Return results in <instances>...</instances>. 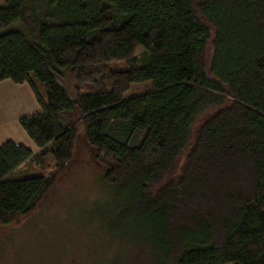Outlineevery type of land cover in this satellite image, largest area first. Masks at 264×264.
I'll return each instance as SVG.
<instances>
[{"label": "trees", "instance_id": "obj_1", "mask_svg": "<svg viewBox=\"0 0 264 264\" xmlns=\"http://www.w3.org/2000/svg\"><path fill=\"white\" fill-rule=\"evenodd\" d=\"M6 79L39 111L18 118L36 150L0 144V225L42 200L81 126L114 230L152 264H264V0H3ZM27 162L52 173L18 177Z\"/></svg>", "mask_w": 264, "mask_h": 264}, {"label": "rangeland", "instance_id": "obj_2", "mask_svg": "<svg viewBox=\"0 0 264 264\" xmlns=\"http://www.w3.org/2000/svg\"><path fill=\"white\" fill-rule=\"evenodd\" d=\"M22 84L0 82V144L12 140L34 150L18 118L38 112L39 106L30 88V97L23 94L29 86ZM61 84L67 96L75 98L74 80L64 75ZM151 89V82L134 83L126 94ZM208 116L204 115L199 124ZM103 170L79 126L72 158L42 200L17 221L0 225V264H152L146 248L131 240L135 239L131 228L126 232L114 230L116 213L110 207L113 199L105 194L107 187L101 181ZM44 173H52L48 163L40 166L27 162L16 175Z\"/></svg>", "mask_w": 264, "mask_h": 264}, {"label": "crops", "instance_id": "obj_3", "mask_svg": "<svg viewBox=\"0 0 264 264\" xmlns=\"http://www.w3.org/2000/svg\"><path fill=\"white\" fill-rule=\"evenodd\" d=\"M6 80H8V79H6ZM1 82H4V80L3 81H1ZM12 82V81H11ZM13 83V82H12ZM15 84V83H14ZM17 85H20V86H22L23 84H17ZM29 87H26V89L25 90H23V94L25 95V96H27V97H30V95H29V93H30V89H28ZM29 91H28V90ZM0 90H2V89H0ZM33 94V93H32ZM34 96V95H33ZM31 105L33 106V103H31ZM19 115L20 114H18L17 116H16V118H18L19 117ZM35 146V145H34ZM34 150H36V147H34Z\"/></svg>", "mask_w": 264, "mask_h": 264}]
</instances>
